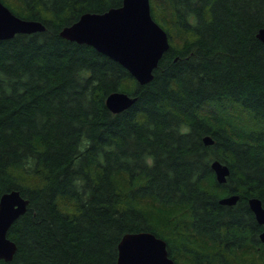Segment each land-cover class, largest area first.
<instances>
[{"label":"trees","instance_id":"obj_1","mask_svg":"<svg viewBox=\"0 0 264 264\" xmlns=\"http://www.w3.org/2000/svg\"><path fill=\"white\" fill-rule=\"evenodd\" d=\"M2 1L46 29L0 39V197L29 199L0 264H117L136 231L163 237L177 264H264L249 205H264V0H150L170 47L144 84L60 34L123 0ZM115 90L136 101L113 112Z\"/></svg>","mask_w":264,"mask_h":264},{"label":"water","instance_id":"obj_2","mask_svg":"<svg viewBox=\"0 0 264 264\" xmlns=\"http://www.w3.org/2000/svg\"><path fill=\"white\" fill-rule=\"evenodd\" d=\"M46 25L39 19L22 17L0 0V39L16 33L43 31ZM60 34L68 39L93 45L124 65L136 80L150 82L154 69L164 52L170 47V39L164 27L153 17L150 0H123L120 6L104 12L88 11L79 19L62 27ZM258 36L264 41V27ZM136 96L115 90L106 97V105L119 112L130 107ZM207 144L214 139L206 135ZM219 182H225L230 174L229 166L219 159L212 162ZM238 194L220 198V202L234 204ZM29 199L18 189L4 192L0 197V258L11 260L17 250L16 242L8 236L12 223L28 207ZM249 205L257 221L264 225V205L259 197L249 198ZM264 241V228L260 232ZM117 264H177L169 254L167 241L151 231L128 232L118 244Z\"/></svg>","mask_w":264,"mask_h":264}]
</instances>
